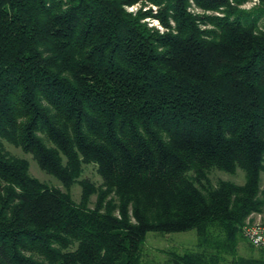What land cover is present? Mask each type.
I'll return each instance as SVG.
<instances>
[{
  "label": "trees",
  "instance_id": "1",
  "mask_svg": "<svg viewBox=\"0 0 264 264\" xmlns=\"http://www.w3.org/2000/svg\"><path fill=\"white\" fill-rule=\"evenodd\" d=\"M251 1L0 0V264H143L149 233L188 231L197 244L167 264H264L238 255L264 212V0L241 10ZM238 170L244 184L211 179Z\"/></svg>",
  "mask_w": 264,
  "mask_h": 264
},
{
  "label": "rangeland",
  "instance_id": "2",
  "mask_svg": "<svg viewBox=\"0 0 264 264\" xmlns=\"http://www.w3.org/2000/svg\"><path fill=\"white\" fill-rule=\"evenodd\" d=\"M260 2L258 0H253L248 4L241 6V10L251 11ZM138 6L129 7V11L137 10ZM156 10V8L154 7ZM193 12L210 16V17H221L222 14L219 12L212 11H202L200 8L193 4ZM150 26H154L161 31H164L161 23L155 18L146 19ZM210 28V27H209ZM6 149L8 152L16 157L27 159L30 163V173L33 177L39 179L40 181L46 182L50 186L58 187L64 189L61 183L54 177L46 174L38 165L36 159L31 154L25 153L21 148H17L9 143H6ZM83 177L90 178L97 184L102 182L101 177L97 172V166L94 164L85 165ZM211 179L214 183L219 180L233 181L238 184H244L245 174L242 170H238L236 175H230L228 173L213 171L211 173ZM262 186H264V173L262 175ZM82 188L80 185H75L72 188V195L76 202L81 199ZM96 198L93 197L92 202H95ZM247 223H262L264 224V212L253 213L244 224ZM243 239L240 242L238 248V255L245 258L253 257L258 258L262 251L253 248L252 245L242 236ZM197 233L195 231L180 232V233H170V234H159V233H149L147 236L146 243L143 247L142 262L143 264H167L169 262V253L179 252L184 253L185 251L192 249L197 244Z\"/></svg>",
  "mask_w": 264,
  "mask_h": 264
},
{
  "label": "built area",
  "instance_id": "3",
  "mask_svg": "<svg viewBox=\"0 0 264 264\" xmlns=\"http://www.w3.org/2000/svg\"><path fill=\"white\" fill-rule=\"evenodd\" d=\"M242 234L253 247L264 251V224L247 223L242 228Z\"/></svg>",
  "mask_w": 264,
  "mask_h": 264
}]
</instances>
